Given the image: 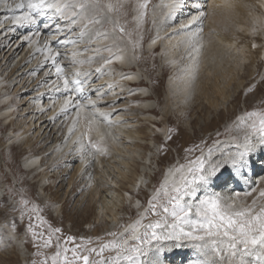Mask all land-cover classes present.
<instances>
[{
	"label": "rangeland",
	"instance_id": "obj_1",
	"mask_svg": "<svg viewBox=\"0 0 264 264\" xmlns=\"http://www.w3.org/2000/svg\"><path fill=\"white\" fill-rule=\"evenodd\" d=\"M110 1H106L104 5H101V2L98 1L97 7L103 6L104 8L101 10L102 14H105L108 11L106 8L108 3L113 5L114 1ZM186 1H188L190 4H188ZM196 1L201 5L200 8L193 7ZM182 2V8L184 9L181 13L188 11L189 14L183 16L184 18H174L172 24L167 25V27L170 29V32L175 27L178 29V32H174L169 35L167 34L165 36H159L152 40L150 39L141 45L135 44L137 33L134 29L132 32L133 27L131 24L135 23V20H133L134 17L131 15L132 12L128 15L125 14L124 11L122 12L123 14L121 13V15L112 13V21L115 23L117 28L116 30L113 28V26H107L105 28L110 27L108 29L109 35L114 37L118 35V38L115 41L116 43L123 42L127 46V51L125 54L127 53L129 55L130 60L128 63L133 67V69L127 73L120 69V63H118V61L115 59L117 57L116 55L107 59H111V63H106V61H104L101 63V65L96 64V66L93 65V67H88L87 70H82L83 65L77 67V62H64V56H70L74 50V47L77 46V44L71 43V45L60 44L59 48L55 46L51 48V53L56 51L62 56L60 65L63 67L62 78L53 77L51 75L50 77L47 76L46 80H49V82H47L43 87L40 86V84H37L38 82L40 83L41 78L37 77L45 74L47 70H49V72H51L50 70L55 72L53 64L50 65L52 62L48 61L47 63L49 65L43 66L42 64V67H40L38 71H33L34 78L32 74L29 76V73H27L24 76L17 77L14 82H10V80H13L18 75L16 74V76H12V78L9 79L10 76H8V74H11V69L26 55L27 47L32 45L34 39L36 37L40 38V30L38 27L41 26L39 25L41 22L37 23L36 28L32 29V31L28 33L30 39L28 42L24 43V37L26 33L24 35L19 34V36L16 34L13 35L15 38H12L9 43H11L14 47V40L17 39L22 44V48L16 51V53L18 52L16 57L12 56V52H10V50L13 49L12 46L10 48L1 47L3 34L0 35V93L3 91V94H0V201L2 202L4 200H11L12 194L16 193L18 196L15 197L14 195V198L17 200V203H19L20 209H18V213H21L19 216L22 219L21 220L18 217L15 219V227L18 230L14 231V234L16 235V240L14 243L5 245L2 243V240H0V259L3 260L4 263L7 262L8 264L7 256L11 255L13 257L16 256L13 258V261L17 264H52L51 257L54 256L58 250L57 243H59L61 250L64 248L72 249L77 245H83V247L78 249L79 253L83 255L87 254L84 251L85 247L99 248L101 243H107L114 239V237L110 235L104 236L101 234L106 232L105 230L107 229H112L114 226L112 215L108 214V212L105 210L102 211L99 219L108 222L107 228L101 226L98 228L96 227L97 230H99V233H97L96 236L87 235L81 239L77 236V233L80 235L81 231H85L80 229L86 227L87 225L83 223L77 225V222L75 223V220L78 219L76 212H78L81 207L83 208L84 204L88 203L89 196L92 197L93 195H91L90 190L94 189L92 187L89 188V185L91 184L90 182L88 187L82 188L80 194L76 195V197L70 201V204L64 206L68 198V193L73 184L72 178L74 174L77 173L78 167H82V165L85 163H88V165L92 164V166L90 165L88 168L92 169L91 175L93 177V175L95 176V173H93V167H102L100 163H102L103 159L107 160L104 155L108 156L109 160L112 158V156H115L114 159L111 160L112 162L118 163L120 161H124L126 163H131L129 166H127L126 172H128V175L131 177V179L132 176L134 177L137 188L147 193L150 199L159 186L158 185L156 186L157 188H154L155 183L153 177L156 176L157 173H161L159 181L161 180L160 182H163L170 169H173L181 164L188 165L189 161H195L198 157L205 158L206 154L208 153L207 148H212L219 142L224 140L233 141L234 137L242 131L238 129L239 117L244 116L246 113H249V111L253 112V110L256 112H264V75H262L263 73L258 72L257 68L258 61L263 60L264 63V57L262 55L263 49L255 51V55L253 54V62L251 65H249L250 69L257 71V76L255 78L251 77L250 79V77L238 78L236 75L232 74L230 83H227L228 80L222 81L221 86L225 89V94L221 96L216 94L212 100L215 105L210 104L209 109L205 114H198L195 110H193L190 115L182 118V104H188L185 101L182 103L179 102L178 105H173L172 108L169 105V107H165L166 110L164 108L165 104L160 105L158 96L153 93L152 86L149 82L150 76L148 72L150 70L149 68L151 66L150 64L152 60L147 63L149 65L142 64L138 59V56L140 55L141 57L147 54L145 52L141 53V51L143 49L146 51L153 41H158V49L154 52L153 57L159 61L162 60L163 63L166 61L168 63L170 62L169 59L171 58V54L166 53L165 45H174V41H176V39L179 41L178 39H180V37L183 35L193 32L197 33V37L201 39L207 35L205 39L201 40L202 43L200 42L201 44L198 46V50L206 47L208 43L214 41L216 38L221 39L217 32L208 34L209 30L208 28H205L206 26H209L207 18L204 20V23L200 24L199 26L194 24V28H182L183 24L181 21L190 19L201 12H207L210 0H182ZM174 3V0L159 1L158 4L155 3L153 4L152 8H150V14L152 13V10L157 8L158 5L168 4L171 6ZM181 13L178 14L180 15ZM100 18L101 17H97L95 19ZM161 20L162 19L159 18V20L156 21L157 29H161L163 25L158 24V22ZM6 25L7 24H2L0 22V31L5 28ZM118 26L123 27L124 32H120ZM13 29L14 28H12L10 31H13ZM106 30H104L103 33H106ZM242 31L245 32L246 29L242 28ZM77 32V29L72 31V33ZM67 33L68 32H64L63 34L65 35ZM262 34L264 37L263 30L261 31L260 35L262 36ZM73 36L74 35L70 34L68 37ZM134 36V41L127 40L128 37L134 38ZM44 37L45 36H42L41 38ZM62 41L63 40H61L60 43ZM227 43L229 42H225L226 45ZM242 47L243 45H241L239 49L237 47H232L228 51V54H225L222 59L219 58V62H217L216 66L220 69V71L226 69L233 70L237 63L244 61L241 59L243 57ZM61 49H64L63 55L61 54L63 52ZM190 54L185 55V67L183 71H180L178 74L175 72L174 74V71L172 72L171 70L167 78H164L162 81L161 88H163L162 94H164V96L168 94V89H176V87L181 85L180 83H183V80L189 76V63H187V61H189L191 58ZM40 56L41 55L36 54L34 57L39 59ZM246 56L250 58L251 54L247 53ZM13 57L14 59H9ZM11 60L13 61L9 63ZM33 62L34 61L28 64V69L31 68ZM214 63L212 62V64ZM174 64L175 63L173 62L172 65L174 66ZM6 67H8V69H5ZM25 67L26 66H24L22 70H24ZM36 68H39V66ZM97 69H99V71H97ZM153 70H156L157 76L161 77V73L158 71V68H153ZM21 72L22 71L19 73ZM209 74L213 81H215L216 76L214 75V72L211 71ZM64 78L69 80L70 87L73 88L75 85L71 84V79H79L83 88L82 93H71H74L75 96L83 95L84 99L78 101L83 105H87L80 115L82 116V119L80 120L82 124L78 125V128H80L81 125L83 127V125L86 123L88 124V119H92L93 123L90 126L95 134H93L94 136L92 135L90 137L102 140V144H99V150L92 148V153L90 155L82 160H80V158L77 159V161H75L72 165H69L66 160L71 154L76 152V150L74 152H71L70 150L76 145L81 148V140L85 145L86 138L82 137L81 131L78 133L72 130L70 131L69 135L67 134L63 143H55L56 139L60 136L61 131H63L66 125V122H63V118L56 120L53 119V117L59 112L55 109L61 100L63 101V99L71 98V94L60 93V90L64 89ZM105 78L108 80L105 81ZM219 78L222 80L221 77ZM26 79H30L31 82L34 80L30 85L32 86L34 84L33 89L28 90L24 88L23 84L25 83ZM131 79H134V82L136 83L142 82L144 85L131 87ZM58 82L60 84L55 85ZM253 84L255 85L256 90L250 88ZM259 86L260 88L258 90ZM129 87L130 89L126 92L125 89ZM89 88L90 93L92 91L91 95L88 93ZM52 90H55L54 93L57 94L56 98L53 97ZM143 94L153 95V97L145 101L131 100L132 96H140ZM173 94L176 96V93ZM111 96L113 97L112 99L110 98ZM116 97H119V99ZM89 101H91L92 104H89ZM101 101H107L108 105H101ZM207 102L208 100H206V103ZM250 103H253L252 106ZM102 107L107 109H100ZM110 108H112L113 111ZM159 108L164 110H162L160 113H152L151 111H148ZM70 110H72V113H76V109L74 107ZM136 110H143L144 112L137 113ZM85 112L89 113L90 116H85ZM102 113L104 116H101ZM93 114L95 115L93 116ZM69 115H71V113ZM69 115H67V117ZM74 120H77V114ZM211 120L216 122L215 127L208 126V124L204 125V123H209ZM13 122L15 127H17V131L15 133H13L15 128L12 125ZM173 126L175 128L172 132L171 128ZM119 128L121 129V132L118 131ZM245 129L246 127L243 130L247 131ZM122 131L125 133H122ZM202 131L208 132L204 134ZM128 136L133 137V140L129 138L127 139L128 142L133 141L132 144H125L123 141V137ZM169 136H171V139H168ZM65 154H67V156H64ZM88 158H90V161ZM223 158L224 157L221 159ZM221 159L218 158L217 160ZM32 162H34L33 172L28 173L26 170ZM45 162H47L48 165L52 164L53 162H58L59 164H62L63 167L59 166L52 170H47L45 168ZM12 164H14L16 167L13 171L10 168ZM132 164H135L136 166H132ZM137 168L138 170L136 171ZM82 170L83 167L80 171ZM231 171L232 170L230 169L228 174L224 173V176H228ZM246 171L247 170L244 169V176L247 175ZM3 175L6 176V179L4 180L2 179ZM58 177L62 178L59 180ZM168 179L171 180L172 177L169 176ZM248 179L250 182L253 181V178ZM260 179L262 180L263 177L257 178L256 181H254L255 184L253 183L252 186L249 184V186H247V190L237 189L235 192L231 191V196L227 197H232L236 200L238 199V206H245L247 201L243 196L245 195V197H247L252 192H254L253 190L263 188V184L260 182ZM114 180L118 183L115 184L118 190L112 197L110 196L107 199L113 204H116L118 207H123L122 209L119 208L117 211L120 219L124 220L125 222L128 221L126 224L134 223V221L141 218L142 214L146 217L143 219L144 224H148L159 219V216L147 213L146 210L148 209L149 199L144 200L141 195H137L120 188V177L117 176V178H114ZM221 180L222 184L225 185L223 178ZM29 183L32 185L34 184V189H31V187L30 189H24V186L27 187ZM232 183L234 182L229 181V184ZM213 190L214 186L212 190H198L195 196L186 197L185 199L189 203L197 204L199 203V200L204 199L207 195L213 192ZM85 193L86 196L82 199V196ZM109 193L112 194L111 192ZM218 193H224V191H221L220 189ZM237 193H239L238 196ZM80 198L81 202L77 204ZM166 199V197L162 198L160 203H164ZM25 201L27 203H25ZM2 203L5 204L4 202ZM13 203H15V201H13ZM132 208L138 209V212L134 214V216H132L133 214L131 213ZM0 209L4 210V207L1 205V203ZM193 219H195V217H193ZM41 221H43V223ZM55 229H60V231L56 232ZM122 231L123 229L121 228L116 233L119 235V233ZM33 233H36L37 235L34 237ZM40 234H42V236ZM6 235H10V232H6ZM69 237H72L73 240H68ZM49 238H51L52 241L51 246L44 247V241ZM87 240H91V243L84 245V241ZM163 244L164 247L171 246L172 242L165 241ZM184 244L188 246L190 243L185 241ZM104 255H115V253L106 251ZM67 256L69 259L72 258L71 251L67 253ZM202 261L204 260L202 259ZM186 262H188V260L184 261V264H188ZM59 264H62V261L59 262Z\"/></svg>",
	"mask_w": 264,
	"mask_h": 264
},
{
	"label": "bare ground",
	"instance_id": "obj_2",
	"mask_svg": "<svg viewBox=\"0 0 264 264\" xmlns=\"http://www.w3.org/2000/svg\"><path fill=\"white\" fill-rule=\"evenodd\" d=\"M98 1L101 2V5H104L106 1L109 2L110 0H98ZM111 1H114L113 11L111 12L107 11L105 14H102V11H101L102 9H104L103 6L102 7L101 6L99 7L89 6L83 12H81L80 16L75 17V18H73L70 14L72 11L71 9L61 14V13H57L55 9L45 8L43 10H37L33 12V15L35 16V19H36L35 23L26 24V23H16L15 22L16 17L21 16L24 12L28 11L27 5L30 2L34 3L35 0H0V22L2 24H7L5 28H3L0 31V35L3 34L2 36L3 39L1 40V47L10 48L12 44L9 42L12 38L13 39L15 38L13 37L14 34L19 36V34L24 35L26 33L24 37V40H25L24 43L28 42L30 40L28 33L32 31V29L36 28V24L39 22L46 23L42 27L41 26L38 27L40 30V34H39L40 38L36 37L34 39V42L32 43V45L30 47H27L26 55L20 61H18L14 65V67L11 69V74H8V76H10L9 79H11L12 76L13 77L16 76V74L18 75L13 80H10V82H14L17 77L24 76L27 73H29L28 74L29 76H31L32 74L34 78L33 71H38L40 67H42V64L43 66H47L49 65L47 63L48 61L52 62L50 65L53 64V61L49 59L48 57L57 52L54 51L53 53H49L48 51L49 48L51 49L54 46L59 48L60 44L71 45V43L77 44V46L74 47V50L72 51L70 56H64V60H63L64 62H70V63L77 62V67H80L81 65H83L82 70H87L88 67H93V65L96 66V64L101 65V63L106 61L108 58L116 55V56L122 57V59L115 58L118 61V63H120L119 64L120 69L123 70V72L125 73L130 72V70H132L133 67L131 66V64L128 63L130 60L129 55L127 53L125 54V52L127 51L126 44H124L123 42L116 43L115 41L118 38V35L114 37V36L109 35L108 33L109 32L108 29L111 26H113L115 30L117 28L115 23L112 21V18H113L112 13H117V15H121V13L124 11V13L128 15L132 12L131 15L134 17L133 20H135V23L131 24L133 28L131 26L130 27L132 28V32L134 29L135 32L137 33L136 40H135L136 45H141L145 41H148L150 39L151 40L155 39L156 37H159V36H165L167 34L169 35L174 32H178V29H176V27L170 32V29L169 27H167V25L172 24L174 18H180V17L186 16L187 14H189L188 11L185 13H181L182 10L184 9L182 8L183 6L182 0H174L175 3L171 6H169L168 4L158 5L157 8L152 10L151 14H150V8H152L153 4L155 3L158 4L159 1H163V0H147L146 9H141L140 7V5L144 3V0H111ZM21 2H23L25 7L17 8L16 5ZM186 2L188 3V1ZM197 3L199 2L196 1L195 4ZM76 11H80V10L76 9ZM142 12L144 13L143 15H141ZM205 12L203 13V16H200V19H198L197 21L193 23H189V21L192 18L181 21V23L183 24L182 28L183 29L194 28L193 26L194 24L199 26L200 24L204 23V20H206L207 18L209 22V26H206L205 28H208L209 30L208 34H213L214 32H217L218 36L221 37V39L216 38L214 41H211L210 43H208L206 47H203L202 49L198 50V46H200V44L202 43L201 40L205 39L207 35H205L201 39L197 37V33L191 32L187 35H183L182 37H180V39H178L179 41H177L176 39V41H174V45L170 46L169 44L165 43L167 44L165 45L166 53L171 54V58L169 59L170 62L168 63L167 61L163 63L162 60L159 61L155 57H153L154 52L158 49V41H155V43H152L146 51L144 49L141 51V53L145 52L147 55H144L141 57L140 55L138 56V59L140 60L142 64H147L150 62V60H152L150 64L151 66L149 68L150 70L148 72L150 76L149 82L152 86L153 93H155L158 96V101L160 105L165 104L164 108L169 107L170 105V107L172 108L173 105L175 104L178 105L179 102L182 103L185 101L188 103L187 105L182 104V107H181L182 112H183L182 118L190 115L193 110H195L196 113L198 114H201V113L205 114L206 111L209 109V105L214 104L212 100L216 96V94L220 96L225 94L224 93L225 89L221 86V83L222 81H227V80H228L227 83H230L232 74L236 75L238 78H245V77H250V79L251 77L255 78L257 76L256 75L257 71H254L249 68V65H251V63L253 62L252 61L254 58L253 54L255 53L256 50L258 51L260 49H263L262 55L264 57V37H263V34L262 36L260 35L261 31L262 30L264 31V0H210L208 11L206 13ZM178 13H181L184 15H181V14L179 15ZM44 15L47 16V19H46L47 21L45 22L43 21ZM97 17H101L100 19H98L100 20V23H89L90 20L95 19ZM159 18L162 20L159 21L158 24H163L161 29H157L156 27V21H158ZM73 19L76 20L75 23L72 22ZM85 25H87V28H85ZM107 26H110V27L105 28ZM12 28H14L13 31H10ZM242 28H245L246 31L245 32L242 31ZM74 29H77L78 32L72 33ZM104 30H106L105 31L106 33H103ZM64 32H68V33L64 35L63 34ZM43 34H46V35H43ZM70 34L74 36L68 37ZM42 36H45V37L41 38ZM70 38H71V41H70ZM134 39H135V36L134 38H130V37L127 38L128 41H134ZM61 40L63 41L60 43ZM14 41H15L14 42L15 45L14 47L12 46L13 49L11 48L12 50H10V52H12V56L16 57V54L18 53V52L16 53V51L22 48V44L17 39H15ZM225 42H229V43H227L226 45ZM241 45H243L242 47L243 57L241 59H243L244 61L237 63L233 70L226 69V70L220 71V69L216 66L217 62H219V58L222 59V57L225 54H228V51L232 47H237L239 49ZM106 48H111V52L107 51ZM247 53L251 54L250 58L248 57L249 55L246 56ZM36 54L41 55L39 59H37V57H34ZM186 54H190L191 56L190 60L187 61V63H189V76H187V78L183 80V83H180L181 85L177 86L176 89H173V90L168 89V94L164 96V94H162L163 88H161L162 81L164 80V78H167L171 70L172 72L174 71V74L175 72H177L178 74L180 73V71H183L185 67L184 58H186L185 57ZM14 57L9 58V59H14ZM32 57H34L35 59L34 58L31 59ZM55 59H56V62L59 65H61L62 56L59 54L55 57ZM12 61L13 60H11L9 63H11ZM32 61L34 62L31 68L28 69L29 67L28 64L31 63ZM173 62L175 63L174 66L172 65ZM212 62L213 63L215 62V63L212 64ZM24 66L26 67L24 68V70H22ZM37 66H39V68H36ZM8 67H6L5 69H8ZM153 68H158V71L161 73V77L157 76L156 74L157 71L153 70ZM257 68H258V72H261L263 73L262 75H264L263 60L258 61ZM20 71L22 72L19 73ZM50 71L51 72L47 70L45 74H42L39 77H37V78L41 77L40 83L38 82L37 84H40V86L43 87L47 82H49V80L48 81L46 80L47 76L50 77L52 75L53 77H58L57 74H55L53 70H50ZM211 71H213L214 75L216 76L215 81H213V79L211 78L209 74ZM219 77H221L222 80H220ZM74 79H71V80L73 81ZM107 80L105 78V81ZM134 81H135L134 79H131L130 81L131 87L132 86L134 87L137 85L139 86L144 85V83L142 82L136 83ZM32 82L30 81V79H26L25 83L23 84L24 88L28 90L33 89L34 84L30 86ZM58 84L60 83L58 82L55 85H58ZM250 88L256 90V87L254 84ZM259 88L260 86L258 87V90ZM129 89L130 87L126 88L125 91L127 92ZM52 92H53V97L56 98L57 94L54 93L55 90H52ZM60 93L69 94L65 92L64 89H61ZM88 93L90 95L92 93V91L90 93V88H89ZM173 93H176V96ZM0 94H3V91ZM152 97L153 95H145V94L140 95V96L134 95L132 96L131 100L145 101V100L151 99ZM110 98L112 99L113 97L111 96ZM71 99H73L74 101H78V100L80 101L84 99V96L83 95L75 96L73 93L71 94ZM117 99H119V97ZM206 100H208L207 103H206ZM64 101L65 99L59 102L57 108L55 109L56 111H59V112L57 113V115L55 116L53 115L54 116L53 119L56 120V119L63 118V122H66V125L63 131H61V134L56 139L55 143H59V142L63 143L67 134L68 135L70 134V129H73L74 121H76L74 120L76 117L75 112L72 113L71 112L72 110H69L67 113L61 111L64 105ZM107 103H108L107 101H103V102L101 101L100 104L105 105ZM250 104L252 106L253 103H250ZM100 109H107V108L102 107ZM110 109L112 110V108ZM162 110L164 109L159 108V109H152L148 111H151L152 113H160ZM136 111L137 113L144 112L143 110H136ZM70 113L71 115H69ZM67 115L69 116L67 117ZM84 115L88 116L89 113L85 112ZM81 119H82V116H80L79 121L75 124L74 132L79 133L81 131L82 137L86 138L85 145L83 149L79 148V146L76 145L74 146V148L70 150L71 152H74L76 150V152L71 154L66 160V162H68L69 165H72L75 161H77V159L80 158V160H82L92 153V147L90 146L89 138L91 139V142L93 143H96L98 145L102 144V140H99L98 138L90 137L93 134H95V132L93 131V129L91 128L89 124L86 123L85 125H83V127L81 125V127L78 128V125L82 124L80 121ZM207 124L208 126L215 127L216 122L211 120L209 123L207 122L204 123V125H207ZM12 125L15 127L14 122L12 123ZM245 127L246 125L239 126L238 129L242 130L243 132L241 131L240 133H238L234 137V140L233 141L231 140L232 142L228 140H224L222 142L217 143L212 148L211 147L207 148L208 153L206 152L207 154L204 158L206 165L208 164V162L215 163L219 161L217 160L218 158L221 159L222 157H225L229 153H235L238 150V145H242L244 142V135L246 131H244L243 129ZM174 128H175L174 126L171 128L172 132ZM245 130H247V127ZM16 131H17V127L14 128L13 133H15ZM118 131L121 132V129L119 128ZM202 132H204L205 134L208 131L206 132L202 131ZM122 133H125V132L122 131ZM128 138L132 139L133 137L131 136L123 137V141L125 142V144L126 143L132 144L133 141L128 142L127 141ZM188 141H189V138H188ZM64 156H67V154H65ZM104 157L107 158V160L103 159L102 163H100V165H102V167L100 166L101 167L100 170H99L100 168L99 166L95 168L93 167V173H95V176L93 175V177L91 175L92 169L88 168L90 165L92 166V164L88 165V163H85L84 165H82L83 167L82 171H80L82 168L81 166L77 168V173L74 174L72 178L73 184L68 193L67 201L64 205L66 206L67 204H70V201H72V199L75 198L76 195L80 194V192L82 191V188L88 187L89 183L91 182V184L89 185V188L91 187L94 188L93 190H90L91 195L92 194L93 195L92 197L89 196L88 203L84 204L83 208L81 207V209H79L78 212H76V214L78 215V219L75 220V223L77 222V225H80V223L87 225L86 227L80 229V230H85V231H81L80 235L77 233V236L80 239L84 238L87 235L96 236L97 233H99V230H97L99 226L107 228L108 222L102 221L99 219V216L101 215L103 210L107 211L108 214L112 215L113 222H114V226L112 227V229L110 230L107 229L105 230L106 232L101 233L104 236H109V233L117 232L121 228L123 229L122 232H124L125 227L129 225V224H126L128 221L125 222L124 220L119 218L117 211L119 210V208L122 209L123 207L122 206L118 207L116 204H113L107 199L110 196L112 197L114 193L117 192L118 190L115 185L118 183L114 180V178H117V176L121 178L120 188L128 192L137 194V195L139 194L144 198V200L149 199V195L147 193L137 188L134 177L132 176V179H131V177L128 175V172H126L127 166H129L131 163H126L124 161H120L118 163L112 162L111 160L114 159L115 156H112L110 160L108 159V156L104 155ZM90 158H88L89 161H90ZM252 161L253 163L248 168H245L247 170L246 176H249V177H246L241 174H236L235 177L230 180V182H234V183L229 184L228 182L225 185L222 184V180H219L214 184L213 191L219 192L221 189V191L223 190L224 193H219L220 195L224 197L231 196L232 194L231 191L235 192L237 189L247 190V186H249V184H251L250 186H252L254 181H256L257 178L263 177L262 180L260 179V182L263 184L262 185L263 188H258V190L256 189L253 190L254 192H252L247 197H245V195L243 196L244 198H246V201H247L245 206H253V201H255L256 203L254 207L258 210L261 206H264V201H263L264 197L260 196V192L264 191V150H261L259 146H257L256 150L254 151L252 155ZM45 163H46L45 168L47 170H52L59 166L63 167V165L59 164L58 162H53L50 165H48L47 162ZM132 166H136V165L132 164ZM10 168L13 171L16 167L14 164H12ZM33 168H34V162L30 163L26 171L28 173L33 172ZM137 170L138 168L136 169V171ZM228 171H230V169H226L224 173L228 174ZM160 175L161 173H157L156 176L153 177V180L155 183L154 188L158 185H159L158 186L159 188L162 183L160 182L161 180L159 181ZM58 178L60 180L62 177H58ZM176 178H178V175L176 176ZM248 178H253L252 179L253 181L250 182ZM2 179L3 180L6 179V176L3 175ZM171 180L169 181L171 182ZM33 185L29 183L27 185L28 188L24 186V189H30V187L31 189H34ZM109 192H111L112 194H110ZM14 195L15 197L18 196L16 195V193H14L12 194L11 200L2 201L5 204H3L0 201L1 205L4 207V210L0 209V224H1L0 225V240H2V243L5 245L12 244L16 240V235L14 234V231H17L18 229L15 227V219L17 217L20 218L19 215L21 214V213L20 214L18 213L19 211L18 209H20V207H19V203H17V200L14 198ZM85 196H86V193L82 196V199ZM234 200H235L236 207H245V206H238V202H237L238 199L237 200L234 199ZM13 201H15V203H13ZM80 202H81V198L77 202V204ZM137 212H138V209H135V208L131 209V213L133 214L132 216H134V214H136ZM6 232H10V235H6ZM187 242L190 243L188 246L185 245V247H182L180 249H173L171 251H166L165 253L161 254V258H160L161 264H184V261H187V260L188 262L186 263L188 264H221L218 258L212 256L211 253H209L208 255L202 254V252L195 247V245L198 243L197 241H187ZM165 248L168 249V248H171V246H166ZM154 256H155L154 253L150 252L147 257H142L141 259L144 260L146 264L148 260H153L155 258ZM15 257L8 255L7 256L8 264H17L16 262L13 261V258ZM202 259L204 261H202ZM197 260H200V261H197ZM0 264H7V262L4 263L3 260L0 259Z\"/></svg>",
	"mask_w": 264,
	"mask_h": 264
},
{
	"label": "snow or ice",
	"instance_id": "obj_3",
	"mask_svg": "<svg viewBox=\"0 0 264 264\" xmlns=\"http://www.w3.org/2000/svg\"><path fill=\"white\" fill-rule=\"evenodd\" d=\"M89 6H98V0H35L34 3L30 2L27 5L28 11L16 17L15 22L35 23L33 12L45 8L55 9L61 14L71 9L70 14L75 18ZM16 7L24 8L25 5L21 2ZM140 7L146 9L147 0H144ZM194 7L200 8V4L197 3ZM106 8L109 12L113 11V5L110 3L106 5ZM143 14L142 12L141 15ZM200 16H203V12L193 16L189 23L197 21ZM72 22L75 23L76 20L73 19ZM89 23H100V20L92 19ZM119 31L124 32V28L119 27ZM106 50L111 52V48ZM48 51L51 53L50 48ZM57 55L59 53L52 54L48 58L53 61L57 76L62 78L63 67L56 62ZM116 59H122V57L117 56ZM111 62V59L106 60V63ZM71 84L75 87H70L69 80L64 78L65 92L69 94L83 92L79 79L73 80ZM89 104L92 102L89 101ZM73 107L76 109L77 120L74 121L73 129L70 131L74 130L75 124L87 105L69 98L65 99L61 111L67 113ZM101 116L104 114L102 113ZM238 120V127L246 125L247 131L243 144L238 145L235 153H229L223 159L208 163L207 166L205 159L198 157L195 161H189L188 165L181 164L169 170L165 180L148 200L147 213L157 215L159 219L144 224L143 219L146 217L142 214L140 219L125 227L124 232L119 235L116 232L109 233L114 237L113 240L101 243L99 248L85 247L84 251L87 254L83 255L78 251L83 245L61 250L57 243L58 250L51 257L52 264H59L61 261L62 264H122V262L123 264H145L141 258L147 257L150 252L155 254V258L148 260L146 264H161V254L185 247V241H197L195 247L202 254L211 253L221 264H264V206L257 210L254 207L256 202L253 201V206L236 207L232 197H224L215 191L199 200L197 204L189 203L185 199L195 196L198 190L212 189L214 184L222 178L226 184L236 174L243 175L244 169L253 163L252 155L257 146L264 150V112H249ZM92 123L93 120L88 119V124ZM168 139H171V136ZM89 143L92 148L99 150V145L91 142L90 138ZM81 148H84L82 140ZM226 169L232 170L228 176H224ZM177 174H179L178 178H176ZM169 176L173 178L171 182L168 179ZM260 196L264 197V191L260 192ZM165 197L167 198L165 202L160 203ZM55 231L59 232L60 229ZM33 235L35 237L37 234L33 233ZM68 240L73 238L69 237ZM165 241L172 242L171 248L164 247ZM51 242L49 238L44 241L43 246H51ZM90 243L91 240L84 241V245ZM69 251L72 253L71 259L67 256ZM106 251L114 252L115 255L105 256Z\"/></svg>",
	"mask_w": 264,
	"mask_h": 264
}]
</instances>
